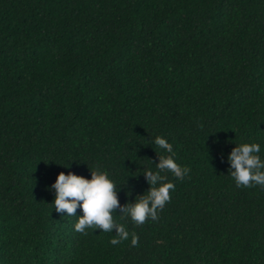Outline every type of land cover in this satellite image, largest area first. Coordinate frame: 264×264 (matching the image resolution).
<instances>
[{
    "label": "trees",
    "instance_id": "1",
    "mask_svg": "<svg viewBox=\"0 0 264 264\" xmlns=\"http://www.w3.org/2000/svg\"><path fill=\"white\" fill-rule=\"evenodd\" d=\"M157 136L189 171L157 220L112 213L138 246L56 212L61 172L146 194ZM245 143L264 161V0H0V264H264Z\"/></svg>",
    "mask_w": 264,
    "mask_h": 264
},
{
    "label": "clouds",
    "instance_id": "2",
    "mask_svg": "<svg viewBox=\"0 0 264 264\" xmlns=\"http://www.w3.org/2000/svg\"><path fill=\"white\" fill-rule=\"evenodd\" d=\"M154 143L169 155L159 156V163L156 165L158 171H145L149 190L146 194L136 197L134 203L121 206L116 185L109 179L107 172L99 168L90 171L91 179L71 172L67 175L61 172L51 186L55 190L53 203L56 212L73 216L79 208L83 215L75 224L77 232L86 234L88 228H97L104 232H112L115 229L116 235L110 241L112 245L115 246L131 237L132 246H138V235L129 233L123 224L114 219L112 213L119 209L121 219L130 217L136 225L145 224L149 218L157 220L158 210H162L170 201V190L175 188L173 183L167 182V176L162 173L171 172L176 178L183 179L189 171L175 162L172 145L166 139L157 136ZM259 152L260 146L255 143H245L231 151L228 163L237 188L257 185L264 187V161L258 155Z\"/></svg>",
    "mask_w": 264,
    "mask_h": 264
}]
</instances>
